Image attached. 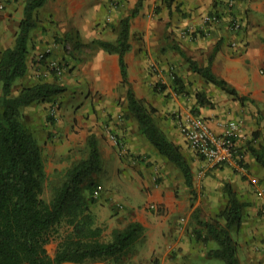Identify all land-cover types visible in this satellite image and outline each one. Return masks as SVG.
Returning a JSON list of instances; mask_svg holds the SVG:
<instances>
[{
	"label": "crops",
	"instance_id": "obj_1",
	"mask_svg": "<svg viewBox=\"0 0 264 264\" xmlns=\"http://www.w3.org/2000/svg\"><path fill=\"white\" fill-rule=\"evenodd\" d=\"M137 2L128 5L125 0H47L35 12L36 28L40 31L38 35H31L30 50L31 43L36 42L38 46L36 44L30 56L44 50L45 44L52 46L56 39L67 35H73L82 43L99 39L115 42L119 35V29L115 32V27H119L122 18L131 15ZM10 6L14 7L12 0ZM216 8L219 7L215 0H168V3L166 0H144L130 21V51L125 56L130 88L137 99L155 109L156 124L168 139L180 147L193 176L192 186H189L180 169L168 161L178 169L180 179H175L174 168L162 167L159 162L164 184L151 190L153 185L147 179V202L159 205L162 212H168V216L159 217L165 220L161 225L151 222L158 217L146 216L148 213L142 211L151 224L142 221V216L134 217L133 221L143 225L145 235L157 236L160 243L166 235L170 241L168 247L160 244L159 248L155 245L150 248L149 252H156L161 259L160 264H215L214 261L218 259L213 258L211 252L218 248V244L209 235L206 223L217 221L220 227L225 226L226 221L220 215L229 206V190L246 204L241 227L230 230L232 237L236 240V233L248 224L245 223L247 216L253 220L250 227L247 226L249 233H252L251 238H247L249 244H242V251L245 252L238 258L242 260L245 255V264H264V246L260 239L253 240V235L264 238V167L258 162V157L264 155V0L238 1L235 15L245 18L244 28L239 33L230 30L229 16L220 11L223 19L220 24L210 28L209 33L196 32L183 36L181 32L186 26L200 24L203 15L214 12ZM21 12L20 16H16L19 30L24 19V7ZM38 15L43 17L42 26L38 23ZM149 60L158 65L155 66L158 74L150 73ZM192 62L201 69L209 68L212 75L218 81L225 82L235 94L207 81L193 70ZM31 67L28 63V76L24 79L29 86L36 84L31 76L34 73ZM171 69L176 70L183 82L188 84V99L177 100L171 93V81L167 76ZM83 73L95 77L96 84L87 89L85 95L78 93L90 102L75 104H84L85 108L94 106L89 122L97 125L96 134L100 140L105 134L104 128L100 127L109 124L113 133L124 141L128 160L145 155L150 149L160 159L162 156L139 132L135 117L129 121L124 117L122 123L118 119L120 114L124 115V111L129 110V87L121 84L119 56L100 49L94 60L86 62ZM161 77L168 85L169 92L165 95L172 94L168 100L153 87L154 81L159 82ZM197 93L204 94L211 104H198ZM193 108L199 112L198 117L203 118L218 134L224 131L227 122H240L241 129L236 137V148L241 158L239 164L231 161L211 166L191 149L174 116L189 113ZM160 120L161 124L158 122ZM104 148L109 154L116 147L112 142L102 140V153ZM252 149L256 150L257 155ZM127 166L124 163L122 167L127 169ZM203 167L200 181L196 173ZM176 187L180 188L179 197L175 193ZM196 193L200 195L195 200ZM199 214L201 217H198ZM180 218H185L183 226L178 225ZM168 220L171 225L165 223ZM197 236L206 240H197Z\"/></svg>",
	"mask_w": 264,
	"mask_h": 264
},
{
	"label": "trees",
	"instance_id": "obj_2",
	"mask_svg": "<svg viewBox=\"0 0 264 264\" xmlns=\"http://www.w3.org/2000/svg\"><path fill=\"white\" fill-rule=\"evenodd\" d=\"M46 1L25 0L24 19L15 44L3 51L0 60V264H85L104 259L120 262L141 237L143 227L132 223L124 230H115L111 241H103V230L95 225L90 209L94 200L85 195V190L92 191L94 187L92 177L102 170L97 136H89L87 159L67 172L61 188L50 202H46L42 197L46 176L42 151L33 133L21 120V108L39 101L50 102L63 93L64 88L52 82L38 83L24 88L18 96H12L15 81L28 72L30 38L37 27L35 12ZM141 5L142 1L138 2L131 15L121 19L115 42H95L105 52L119 56L123 85L129 84L125 56L130 51V21ZM191 65L210 83L235 94L225 82L218 81L209 68L201 69L193 62ZM196 98L201 106L211 104L204 94L197 93ZM127 100L141 133L160 156L180 169L186 183L192 186L191 167L180 147L156 124L155 109L137 99L131 88ZM193 112L199 116L194 108ZM252 152L257 155L255 149ZM258 162L264 167V155L258 157ZM228 193L229 206L220 215L226 221L225 226L220 227L217 221L206 223L209 235L218 244L211 256L225 264H241L230 230L241 227L246 204L231 190ZM63 227H67V235L63 236L55 256L51 257L46 246Z\"/></svg>",
	"mask_w": 264,
	"mask_h": 264
},
{
	"label": "rangeland",
	"instance_id": "obj_3",
	"mask_svg": "<svg viewBox=\"0 0 264 264\" xmlns=\"http://www.w3.org/2000/svg\"><path fill=\"white\" fill-rule=\"evenodd\" d=\"M0 1L1 60L3 51H5L6 48L8 49L11 45L13 46L17 39L19 28L18 18H16V16L22 14L21 11L24 7L25 0H12L14 2L13 8L10 6L11 0H8V2H4V0ZM125 1L128 5H133V2L135 5L137 1H142V3H144V0H137L136 2L135 0ZM37 17L38 23L42 26L43 17L40 15ZM118 29L119 27H115V32ZM39 31L40 30L36 28L32 34L38 35ZM96 41L98 40L82 43L73 35H67L62 39H56V42H54L52 46H50L51 44L49 43L45 44L44 50L40 53H35L33 57H31L30 54L34 52L36 44L38 46V43H31L32 51L30 50L28 63L33 66L31 70L34 73L32 75L29 74V76H32L36 84L47 82L56 83L63 87L64 91L50 102L39 101L22 107L21 120L33 133L42 151L46 174L42 197L46 202H50L54 198L56 192L61 188L67 172L74 165L87 159L89 153L87 144L90 135L95 134L97 136L99 147L102 140L110 143L112 142L116 147L115 150L109 154H107L105 148L103 149V153L101 152L102 170L92 177V182L94 183L92 191L85 190V195L94 200L90 209L95 225L102 228L103 241L109 242L113 239V232L115 230H124L132 223H139L133 221L134 217L142 216V221L151 224L149 219L143 216L142 211L148 213L146 216L154 215L158 217L156 220L152 219L151 222L160 223L161 225L164 224L165 220H161L159 217L161 215L164 217L168 216V212H162L159 205L153 202H147L146 193L148 194V190H146V184L147 179H149V182L153 185L151 186V190H153L154 187H160L164 184V177L160 176L162 175V171L159 163L162 164V167L168 166L169 168H174V166L163 157L160 159L157 158V155H155L151 149L148 150L145 155H138L135 156L133 160H128V150L125 147L124 141L120 139L117 134L113 133L112 129L109 128V124L106 126L104 125L105 127H100L101 129L104 128L103 132L105 133H103L104 135H102L101 140L96 134L97 125H93V123L91 124V122H89L91 112L94 111V106L85 108L84 104H75V102H90L87 99L84 100L81 98L82 94L80 95L78 93L82 92L83 95H85L86 90L96 84V82H94L95 77H88V74L84 75L83 73L86 62L94 60L97 52L101 49L95 44ZM155 66L158 65L153 63L152 60H149L148 69L152 75L158 74ZM174 69H171L169 75H167L171 81V93L174 94L177 100L184 97L188 99V97H190V93L187 89L188 84L183 82V79ZM27 76L26 74V76L17 80V83L13 86L12 96H18L24 88L30 87L27 80H24ZM178 80L180 81L179 84ZM24 85L28 86L24 87ZM122 86H128L130 88V82L128 85L122 84ZM153 87L154 90H158L167 100L169 96L172 95L171 93L165 95V93L169 91L167 82H164L162 77L159 82L156 80L154 81ZM1 96L2 86L0 82V97ZM119 102H122L121 98H119ZM41 112L42 117H40ZM95 114L97 115V112H95ZM189 114L195 115L193 109H191L189 113L183 115L176 114L174 117L177 122V117L183 119ZM124 115H119L121 116L118 118L119 121H121L120 123H122L124 117L127 121L134 117L130 109L124 111ZM39 118H41V121ZM158 122L161 124V120ZM114 138L117 144L114 142ZM148 159L152 161H148ZM124 163L128 165L127 169L122 167ZM204 168L205 167L201 168L199 172L196 173V178L198 177L200 181L202 180L200 173ZM172 172L174 173L175 179L178 180L181 178L178 169L174 168ZM175 193L176 195H180L179 187H176ZM178 195L177 197H179ZM199 195V193H196L195 200ZM152 205L156 206V208L152 209ZM201 214H199L198 217H201ZM249 218L248 216L245 218V223L248 222V224H245L246 227L244 225L243 229L241 228V230L236 233V240L234 239L237 244L238 257L245 252L242 251L244 246L242 244L248 245L247 238H251L252 236V233H249L248 227H250L253 220ZM184 219L185 218L182 220V218H180L178 220L179 226H183L185 222ZM165 223L167 225L172 224L169 220ZM139 224L143 227L141 223ZM145 234L146 230L143 227L141 237L120 262L114 259H104L89 261L85 264H160L161 259L156 255V252H149L150 248L154 245L159 248L160 244L164 247H168L170 241L167 239L166 235L162 239V243H160L157 236L152 237ZM65 235H67V227L61 228L60 234H57L56 238L46 246L51 257L55 256L59 242ZM253 236V240L257 238L260 239L261 245L264 246V238H261V236L258 237L257 235ZM196 239L206 240L202 236H197ZM150 240L152 242H150ZM244 259H246L245 255L242 257V260H240L241 264H245L246 260ZM214 262L215 264H225V262L221 260H215Z\"/></svg>",
	"mask_w": 264,
	"mask_h": 264
},
{
	"label": "built area",
	"instance_id": "obj_4",
	"mask_svg": "<svg viewBox=\"0 0 264 264\" xmlns=\"http://www.w3.org/2000/svg\"><path fill=\"white\" fill-rule=\"evenodd\" d=\"M238 1L245 2L246 0H218V3L216 2L218 9L216 8L212 14L203 15L200 24L186 26L181 33L183 36H191L196 32L209 33L210 28L222 21L223 14L220 11H224L229 16L230 30L234 33L241 32L244 28L245 18L235 15ZM219 4L222 6L220 7ZM177 122L181 134L191 149L209 165L219 166L231 161H236L239 164L241 158L236 148V137L241 129L239 121L227 122L224 131L220 134L212 130L203 118L192 114L183 119L178 117ZM114 142L117 144L115 138ZM151 208L155 209L156 206L152 205Z\"/></svg>",
	"mask_w": 264,
	"mask_h": 264
}]
</instances>
